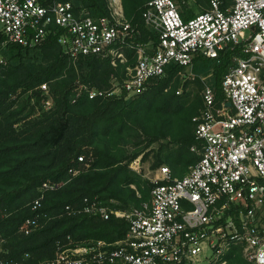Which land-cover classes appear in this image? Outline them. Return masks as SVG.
<instances>
[{
  "label": "built area",
  "instance_id": "1",
  "mask_svg": "<svg viewBox=\"0 0 264 264\" xmlns=\"http://www.w3.org/2000/svg\"><path fill=\"white\" fill-rule=\"evenodd\" d=\"M108 6V15L94 16L71 1L0 0V32L5 42L25 47L58 35L74 61L101 56L126 69L109 90L80 83L91 98L141 92L171 63L191 67L198 55L219 58L229 49L235 53L222 80L224 101L217 102L214 88L205 86L204 107L193 119L198 145L192 149L200 159L186 175L159 167L150 200L131 210L85 206L102 219H126L123 239L60 243L54 257L35 264H195L208 248L212 264H227L235 247L253 264H264V0H232L225 9L212 0L190 17L175 0H150L143 19L152 34L145 41L138 39L141 30L125 15L122 0H108ZM66 182L44 181L35 207ZM40 226L28 218L20 232L28 235ZM5 243L0 231V264H10Z\"/></svg>",
  "mask_w": 264,
  "mask_h": 264
},
{
  "label": "trees",
  "instance_id": "2",
  "mask_svg": "<svg viewBox=\"0 0 264 264\" xmlns=\"http://www.w3.org/2000/svg\"><path fill=\"white\" fill-rule=\"evenodd\" d=\"M65 1L94 16L109 14L108 0ZM148 1L122 0L125 15L141 30V41L152 34L143 19ZM175 1L190 17L207 10L212 0ZM219 1L223 9L232 3ZM5 41L0 32V231L10 264L50 259L59 244L68 241L123 239L129 228L126 219H102L85 206L97 202L131 210L149 201L154 183L131 164L152 152L153 169L166 165L174 176L178 170L180 177L188 173L200 159L192 149L198 145L193 119L204 107L205 83L214 88L217 102L224 101L222 80L235 52L225 50L219 58L198 55L191 67L171 63L165 75L150 78L145 89L133 95L124 90L91 98L79 84L109 90L112 75L117 83L125 78L123 66L116 68L101 56L74 61L58 35L34 47ZM187 74L192 78L183 83ZM190 82L192 90L187 89ZM165 159L174 161L175 168ZM47 180L67 182L48 191L35 207ZM28 218L41 226L25 235L20 227ZM226 258L227 264H253L240 247Z\"/></svg>",
  "mask_w": 264,
  "mask_h": 264
},
{
  "label": "rangeland",
  "instance_id": "3",
  "mask_svg": "<svg viewBox=\"0 0 264 264\" xmlns=\"http://www.w3.org/2000/svg\"><path fill=\"white\" fill-rule=\"evenodd\" d=\"M184 2H186V0H183ZM180 7V6H179ZM120 70V69H119ZM126 69H121L120 73H125ZM188 73H190V71H188ZM115 77L112 75L113 81L112 84L116 83L115 82ZM189 78H192V76L190 74H187L184 79H183V83H185ZM209 77H203L202 79H208ZM206 85H209L207 82L205 83ZM205 85V86H206ZM44 86H46V84H44ZM113 86V85H112ZM47 87V86H46ZM91 88H95V87H91ZM195 88L194 83L190 82L188 84V90H192ZM106 90V89H103ZM180 91H183V87L180 88ZM129 95H133V94H129ZM47 106H51L52 105V99H48L46 101ZM155 150L157 151V145H155ZM155 153H151L148 158L146 160H142V156H140L138 159L139 161V165H137L136 163H134L135 161H133V164L135 166V168H133L134 170H136L137 172L141 173L145 178L153 181V179H155V177L158 175L159 173V167L156 169L152 168V163L154 161V159L156 158ZM166 164H169L172 168H175L176 164L174 163V161L170 160V159H165ZM175 165V166H174ZM177 177H180L182 175V172H176ZM140 195V194H139ZM212 257H213V251L208 248L204 253L200 254L199 259L195 262V264H212Z\"/></svg>",
  "mask_w": 264,
  "mask_h": 264
},
{
  "label": "water",
  "instance_id": "4",
  "mask_svg": "<svg viewBox=\"0 0 264 264\" xmlns=\"http://www.w3.org/2000/svg\"><path fill=\"white\" fill-rule=\"evenodd\" d=\"M228 106H231V103L230 102H228Z\"/></svg>",
  "mask_w": 264,
  "mask_h": 264
}]
</instances>
